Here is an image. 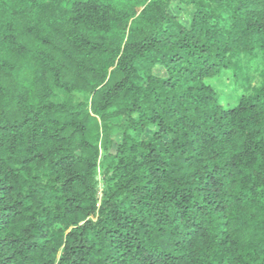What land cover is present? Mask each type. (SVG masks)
<instances>
[{
	"label": "trees",
	"instance_id": "1",
	"mask_svg": "<svg viewBox=\"0 0 264 264\" xmlns=\"http://www.w3.org/2000/svg\"><path fill=\"white\" fill-rule=\"evenodd\" d=\"M177 1L0 0V264H264V0Z\"/></svg>",
	"mask_w": 264,
	"mask_h": 264
},
{
	"label": "rangeland",
	"instance_id": "2",
	"mask_svg": "<svg viewBox=\"0 0 264 264\" xmlns=\"http://www.w3.org/2000/svg\"><path fill=\"white\" fill-rule=\"evenodd\" d=\"M171 13L178 16L183 23L187 24L193 16V9L180 5L179 2L175 0L174 5L171 8ZM207 83L212 85L219 92H221L222 94L221 103L225 108H230L237 105L238 99H237V94L235 93V83L231 72H223L219 78L208 81ZM77 99L84 100V96H77ZM125 120L126 119L122 117L118 120H115L113 122V125L117 127L120 124L124 123ZM154 131H155L154 128H150L144 138L151 139L153 137ZM115 140L117 142H120L121 136L116 135Z\"/></svg>",
	"mask_w": 264,
	"mask_h": 264
}]
</instances>
